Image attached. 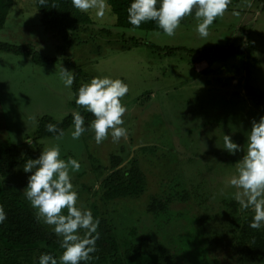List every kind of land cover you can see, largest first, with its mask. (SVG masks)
<instances>
[{"label": "rangeland", "instance_id": "1", "mask_svg": "<svg viewBox=\"0 0 264 264\" xmlns=\"http://www.w3.org/2000/svg\"><path fill=\"white\" fill-rule=\"evenodd\" d=\"M87 14L93 24L63 39L42 26L34 0H14L0 42L28 44L56 61L38 66L28 57L0 53V145L9 142L22 153L40 155L59 143L61 158L81 164L71 174L79 194L77 207L91 210L93 217L96 207L99 215L111 220L121 243L130 246L147 239L152 250L162 245L172 254L173 264H264V259L251 260L242 250L238 220L253 213L241 209L236 189L228 184L236 174V162L246 154L251 121L264 115V103L257 108L247 92L255 89L264 98V0L232 4L210 26L206 38L196 32L200 21L195 15L167 36L116 27L111 9L102 18L95 9ZM129 39L140 45L123 50V41ZM227 47L241 48L240 54L226 59L208 56V64L196 61L198 53L188 52L220 53ZM167 48L177 51L167 54ZM61 66L72 73L74 67L80 69L86 75L82 84L109 76L128 85L122 98L126 138L114 142L109 136L97 144L89 129L73 140L71 127L59 141L33 140L40 117L60 121L78 112L72 107V87L66 88L60 79ZM224 135L244 153L222 150ZM112 156L122 159L120 167L136 159L147 181L144 195L102 201L101 181L109 173ZM23 166L6 180L31 207L24 194L30 173H24ZM153 200L162 202L163 212L148 211ZM41 223L54 233L53 226ZM134 228L138 234L131 237ZM260 230L264 234V227ZM79 234L83 237L84 230Z\"/></svg>", "mask_w": 264, "mask_h": 264}, {"label": "clouds", "instance_id": "2", "mask_svg": "<svg viewBox=\"0 0 264 264\" xmlns=\"http://www.w3.org/2000/svg\"><path fill=\"white\" fill-rule=\"evenodd\" d=\"M230 3L231 0H130L127 19L134 28L145 22H155L165 35L173 36L181 21L194 12L195 18L200 21L196 32L206 38L210 26L224 15ZM72 5L85 13L95 9L99 18L110 10L107 0H72ZM60 79L66 88H71L75 77L72 71L61 66ZM128 92L126 83L109 76L93 77L77 90L74 97L76 105L94 117L88 128L94 133L97 144L109 136L114 142L127 137L128 131L122 126L127 108L122 98ZM88 128L85 127L84 116L80 112L73 113L71 138L78 140ZM47 131L56 134L58 141L64 136L63 131H58L51 123L47 125ZM246 133V154L229 135H224L222 150L229 155L244 153L236 162V174L228 184L236 189L235 199L241 209L253 213L249 227L260 229L264 227V115L252 120ZM80 168L77 159L61 158L59 143L41 152L36 159H28L23 166V172L30 173L24 188L25 197L36 210L37 219L53 226L54 233L61 237L63 249L59 260L50 253H44L39 257L38 264H82L89 261L96 251L99 220L93 217L91 210L77 207L79 194L72 183L71 174ZM6 219L7 213L0 205V224ZM80 230H84L83 237L79 234Z\"/></svg>", "mask_w": 264, "mask_h": 264}, {"label": "trees", "instance_id": "3", "mask_svg": "<svg viewBox=\"0 0 264 264\" xmlns=\"http://www.w3.org/2000/svg\"><path fill=\"white\" fill-rule=\"evenodd\" d=\"M239 1L231 0L228 9ZM34 2L41 14L42 26L50 29L53 35L62 36L63 39H66L67 35H73V31H76L78 35L81 30L85 31L93 24L87 13L73 7L72 0H34ZM13 4L14 0H0V30L4 28ZM107 4L110 5V9L116 17V27L163 33L152 21L142 23L139 28L131 26L127 19L130 0H107ZM190 16H194V12ZM190 16L185 17L181 23ZM106 32L108 33V30ZM128 45L138 46L140 43L134 39L123 41V50L129 49ZM143 45L156 51L162 50L151 43H143ZM240 49L227 47L223 48L220 53H215L214 49L190 50L188 52L198 53L196 61L201 62L207 61L208 56H218L223 59L237 56L240 54ZM165 51L167 54H173L177 50L167 48ZM0 53L28 57L38 66H46L56 61V58L43 57L28 44L16 45L0 42ZM207 63L209 64L208 61ZM73 75L75 80L72 89L75 97L77 90L82 85V80H86V75L76 67L73 69ZM247 92L248 96L253 98L257 108H261L264 103L263 93L251 88H248ZM72 107L84 116L85 127L88 128L94 119L92 114L76 105L75 99L72 102ZM50 123L56 125L58 131L65 133L66 130L73 127V114L67 115L60 121L48 116L40 117L37 120L33 140L56 138V134L47 131V125ZM38 156V152L22 153L18 147L9 142L0 145V205L4 206L7 213V219L3 224H0V264H38L39 257L44 253L52 254L57 260L62 254L63 249L59 237L49 231L41 223V220L37 219L36 213L26 203L22 194L6 180L18 165H24L28 159H36ZM121 164L120 157H111L109 173L101 181V199L104 203L137 199L146 193V177L136 159H132L122 167H120ZM94 208V218L99 220L97 228L99 239L96 241V251L91 254L92 258L82 264H173L172 254L162 245H153L155 249L152 250V245L146 242L147 239L143 243L140 241L130 246L119 242L111 220L99 215L96 207ZM163 210L164 205L158 200H153L148 206L150 213L163 212ZM251 219L252 215L238 220L240 245L249 259H264V234L260 229L249 227ZM136 234L138 233L134 228L130 236L133 237Z\"/></svg>", "mask_w": 264, "mask_h": 264}]
</instances>
